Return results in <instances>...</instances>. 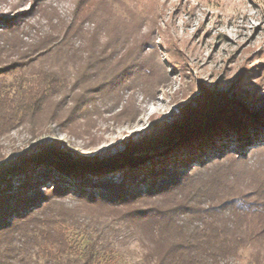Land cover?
I'll list each match as a JSON object with an SVG mask.
<instances>
[{"label":"trees","instance_id":"obj_1","mask_svg":"<svg viewBox=\"0 0 264 264\" xmlns=\"http://www.w3.org/2000/svg\"><path fill=\"white\" fill-rule=\"evenodd\" d=\"M81 17L53 15L22 43L18 53L35 49L40 65L0 104L1 127L39 117L40 127L86 133L98 104L118 95L120 65L112 51L88 45ZM213 97L203 89L181 120L105 158L77 157L52 141L1 164L0 264H123L132 243L141 251L134 264H240L245 251L248 264H264V168L247 166L223 137L241 149L255 138L246 126L201 124L213 114L228 120L220 114L240 105L210 108L199 121L193 114Z\"/></svg>","mask_w":264,"mask_h":264},{"label":"rangeland","instance_id":"obj_2","mask_svg":"<svg viewBox=\"0 0 264 264\" xmlns=\"http://www.w3.org/2000/svg\"><path fill=\"white\" fill-rule=\"evenodd\" d=\"M74 14L83 20L88 45L112 51L118 61L120 92L98 104L100 111L84 123L86 133L52 122L40 127L39 117L33 126H0V165L52 141L77 157L120 153L156 125L181 120L185 107L205 89L214 97L193 115L201 121L210 108L239 103L220 114L228 120L213 114L201 124L216 119L217 125L246 126L255 138L249 147L241 149L233 135L223 138L232 152L246 154L247 166L264 168V0H0V104L14 99L20 82L31 83L40 65L32 63L35 49L18 53L22 43L32 44L53 15ZM6 25L17 28L6 31ZM20 58L21 69L7 70ZM117 103L120 110L126 103L120 113ZM140 253L132 243L123 250V264L136 263ZM247 257L243 252L240 264H248Z\"/></svg>","mask_w":264,"mask_h":264}]
</instances>
